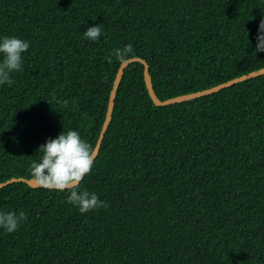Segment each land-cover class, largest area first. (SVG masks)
I'll return each instance as SVG.
<instances>
[{
    "label": "trees",
    "instance_id": "trees-1",
    "mask_svg": "<svg viewBox=\"0 0 264 264\" xmlns=\"http://www.w3.org/2000/svg\"><path fill=\"white\" fill-rule=\"evenodd\" d=\"M262 17L264 0H0V40L29 42L0 85V183L30 179L62 131L95 148L121 65L113 49L133 46L164 101L263 68ZM79 189L107 207L82 214L68 191L2 187L0 212L27 220L0 228V264H264V74L157 107L144 65L130 64Z\"/></svg>",
    "mask_w": 264,
    "mask_h": 264
},
{
    "label": "clouds",
    "instance_id": "clouds-1",
    "mask_svg": "<svg viewBox=\"0 0 264 264\" xmlns=\"http://www.w3.org/2000/svg\"><path fill=\"white\" fill-rule=\"evenodd\" d=\"M102 32L101 25L89 27L83 36L90 41L99 39ZM255 52H264V17L261 18L257 29ZM29 48V42L17 37H4L0 40V85L14 83L11 73L19 72L22 68V54ZM131 44L113 49L108 57L120 64H127L134 58ZM63 107L68 106L67 100H57ZM37 152L41 155L38 160L31 162L29 173L31 182L49 191H68V203L77 207L80 213L106 208L107 204L99 200L98 196L87 189L80 190L79 185L93 167L96 152L93 146L81 139L74 130L62 131L55 139L49 138L41 145ZM27 220V214L8 211L0 212V228L8 233L15 232L21 223Z\"/></svg>",
    "mask_w": 264,
    "mask_h": 264
},
{
    "label": "water",
    "instance_id": "water-1",
    "mask_svg": "<svg viewBox=\"0 0 264 264\" xmlns=\"http://www.w3.org/2000/svg\"><path fill=\"white\" fill-rule=\"evenodd\" d=\"M134 62H140L144 65V80H145V84L147 87V90L149 92L150 98L152 99L153 103L155 106L157 107H163V106H167V105H171V104H175V103H181L184 101H188V100H192V99H196L202 96H206L215 92H218L219 90H222L224 88L233 86L237 83H240L242 81H245L247 79L259 76L264 74V67L261 69H258L256 71H252L250 73L244 74L240 77H237L235 79L229 80L227 82L221 83L219 85H216L214 87L202 90V91H198V92H194V93H190V94H186V95H181V96H177L171 99H167L164 101H161L155 94L153 86H152V81H151V76L149 73V66L146 63V61L140 59V58H133L131 60L128 61L127 64H121L118 72L116 74L114 83H113V87L110 93V98H109V103H108V109H107V113H106V117H105V121L104 124L102 126L100 135H99V139L98 142L95 146V152H96V156L97 157L102 141L104 139V136L108 130V127L111 123V119H112V113H113V108H114V102H115V97H116V93H117V89L119 87L120 81L122 79V76L124 74L125 69L127 68V66H129L130 64L134 63ZM14 182H24L26 184H28L30 187L32 188H37V186H35L32 182L31 179H25V178H12L10 180H7L4 183H0V189L6 185H9L11 183Z\"/></svg>",
    "mask_w": 264,
    "mask_h": 264
}]
</instances>
